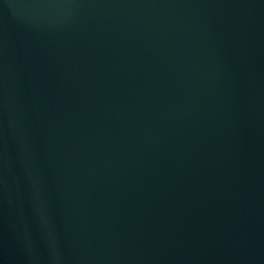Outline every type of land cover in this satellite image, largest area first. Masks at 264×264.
<instances>
[{
  "label": "water",
  "instance_id": "95a60500",
  "mask_svg": "<svg viewBox=\"0 0 264 264\" xmlns=\"http://www.w3.org/2000/svg\"><path fill=\"white\" fill-rule=\"evenodd\" d=\"M0 264H264V0H0Z\"/></svg>",
  "mask_w": 264,
  "mask_h": 264
}]
</instances>
